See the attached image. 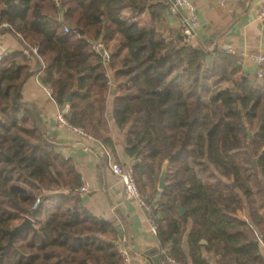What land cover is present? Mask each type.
<instances>
[{"label":"trees","instance_id":"1","mask_svg":"<svg viewBox=\"0 0 264 264\" xmlns=\"http://www.w3.org/2000/svg\"><path fill=\"white\" fill-rule=\"evenodd\" d=\"M60 1L0 0V22L39 47L41 81L103 143L113 144L114 91L112 116L150 205L170 159L153 211L162 251L184 264H264V76L216 40L166 35L168 0ZM99 40L110 63L93 48ZM33 72L24 50L0 58V264H123L119 230L84 205L76 163L24 98ZM247 207L249 219L238 214ZM27 216L34 226L10 243Z\"/></svg>","mask_w":264,"mask_h":264},{"label":"crops","instance_id":"2","mask_svg":"<svg viewBox=\"0 0 264 264\" xmlns=\"http://www.w3.org/2000/svg\"><path fill=\"white\" fill-rule=\"evenodd\" d=\"M192 1L196 5L195 13L200 22L193 41L203 43L210 39L216 40L219 45L241 54L243 69L255 73L256 65L246 55L264 53V22L259 17L264 0ZM183 16L182 9L178 13L168 11L165 14L162 22L166 35L175 36L177 32L184 30ZM29 45L13 29H0V58L8 52L25 51ZM29 58L34 72L24 83V98L36 109L41 128L51 142L57 144L67 157L73 158L82 179L92 186V193L82 198L84 205L92 214L113 221L120 233L119 241L124 240V243L131 247L132 264H139L134 248L142 252L160 248L163 260L161 244L157 232L153 230V213L148 212L149 208L141 206L136 200L124 196L120 177L109 165L110 159L125 165L133 162V158L126 152V130L119 126L112 116L114 91L108 101L113 144L104 143V148L100 144L101 141L82 140L59 122L58 113L63 106L39 77L40 66L44 61L42 58ZM116 61L120 60L116 57ZM109 76L115 87V74L111 68ZM238 214L245 219L250 218L248 207L239 210Z\"/></svg>","mask_w":264,"mask_h":264},{"label":"built area","instance_id":"3","mask_svg":"<svg viewBox=\"0 0 264 264\" xmlns=\"http://www.w3.org/2000/svg\"><path fill=\"white\" fill-rule=\"evenodd\" d=\"M170 3V10L173 13H178L180 10H184V33L186 34V40H192L196 36V28L199 26V18L195 13L196 5L192 0H168ZM56 4L60 5L61 1L56 0ZM259 17L264 22V4L261 6L259 10ZM1 28H9L12 29L11 25L8 22H0V29ZM66 30L69 31V27H66ZM93 48L95 50L101 51L103 50L102 54L105 58L107 63L112 61V51L107 48L103 40H99L98 42L93 44ZM233 51V50H231ZM25 53L28 57H36L39 60L41 59L39 53V47L29 45L25 48ZM255 65H256V73L262 77L264 76V53H250L246 55ZM45 68V65L42 63L40 66L39 73L42 72ZM49 92H53V88L48 86ZM70 113V106L66 104L61 108L58 113V120L59 122L71 129L75 134L83 139H96L95 136L80 126H74L68 119V114ZM101 146L106 148L103 142H100ZM264 149V147H263ZM109 165L112 171L120 177V182L122 185V191L124 196L127 199L136 200L141 206L150 208V203L148 201L147 196L142 192L136 176L134 168L131 164L125 165L120 162H113L111 159L109 160ZM93 188L90 183L82 179V183L79 187H77L76 192L80 198H84L90 193H92ZM40 197L38 198L37 202L35 203V207L40 202ZM158 226L156 223L153 222V230L157 232ZM118 251L121 253L123 258V264H132V255H131V247L124 243V240H120L118 243ZM163 264H184L181 260L175 257L170 251L163 252Z\"/></svg>","mask_w":264,"mask_h":264},{"label":"water","instance_id":"4","mask_svg":"<svg viewBox=\"0 0 264 264\" xmlns=\"http://www.w3.org/2000/svg\"><path fill=\"white\" fill-rule=\"evenodd\" d=\"M9 1L10 0H7V3ZM81 33H84V30H81ZM100 52L102 53L103 50H101ZM72 97H73V92H71L69 94V96L67 97V101L70 102L72 100ZM252 134H253L252 131H249V136H252ZM169 163H170L169 158H167L163 163L162 171H161L160 178H159L157 198L153 201V203L151 204V207L149 209H147L148 212L153 213L157 204L159 203V200H160L164 190L168 186L167 176H168ZM178 208H179V212L181 214H184L187 211L186 207H184L182 203L178 204ZM30 226H34V219L30 216H27L23 222H21L14 229L9 231L10 235H11L10 243L13 242L14 236L17 233H19L20 231H22V230H24ZM102 238L104 239L105 237L102 236ZM134 249L137 252V259L139 260V264H163L160 248H156L154 250L144 251V252H142L138 248H134Z\"/></svg>","mask_w":264,"mask_h":264},{"label":"rangeland","instance_id":"5","mask_svg":"<svg viewBox=\"0 0 264 264\" xmlns=\"http://www.w3.org/2000/svg\"><path fill=\"white\" fill-rule=\"evenodd\" d=\"M147 196H148V195H147ZM150 206H151V205H150ZM259 238H260V241H261L262 247H264V243H263L264 240H263V238H262L261 236H260Z\"/></svg>","mask_w":264,"mask_h":264}]
</instances>
